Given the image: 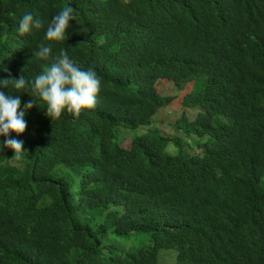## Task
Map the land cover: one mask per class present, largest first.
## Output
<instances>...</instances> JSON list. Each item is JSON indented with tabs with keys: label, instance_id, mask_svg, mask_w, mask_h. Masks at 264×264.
<instances>
[{
	"label": "trees",
	"instance_id": "16d2710c",
	"mask_svg": "<svg viewBox=\"0 0 264 264\" xmlns=\"http://www.w3.org/2000/svg\"><path fill=\"white\" fill-rule=\"evenodd\" d=\"M65 6L75 19L63 41L46 38ZM25 13L43 27L21 35ZM61 51L101 82L97 103L56 120L31 83ZM7 69V70H5ZM25 111L22 159L0 135V264H264V0H0V80ZM188 80L173 136L135 128ZM37 100L31 109L25 104ZM175 124V123H174ZM163 132V133H162ZM167 148H177L175 152ZM110 205V221L90 219ZM150 232L151 244L119 247L112 233Z\"/></svg>",
	"mask_w": 264,
	"mask_h": 264
},
{
	"label": "clouds",
	"instance_id": "9594fccd",
	"mask_svg": "<svg viewBox=\"0 0 264 264\" xmlns=\"http://www.w3.org/2000/svg\"><path fill=\"white\" fill-rule=\"evenodd\" d=\"M73 19V7H63L47 27L46 38L50 41H63L69 21ZM42 27V20L34 19L31 13H25L19 21L18 32L21 35L30 34L33 29L39 30ZM51 51V47L41 44L39 50L33 53L37 59L50 60L51 65L30 82L31 89L45 102L47 114L53 120H58L65 110L78 118L82 110L95 108L101 82L94 71L82 70L65 52L61 51L58 56L52 57ZM9 81H12V86L17 90L26 88V80L22 74L18 79L0 80V84L9 87ZM25 92L33 97L29 91ZM36 103L38 102L33 97L25 104V110L31 109ZM20 106L19 96L6 95L0 91V135L8 137L4 146L14 150L12 158L16 160L22 159L26 151L22 140L9 136L11 132L22 134L27 128L25 111H21Z\"/></svg>",
	"mask_w": 264,
	"mask_h": 264
},
{
	"label": "rangeland",
	"instance_id": "374dc122",
	"mask_svg": "<svg viewBox=\"0 0 264 264\" xmlns=\"http://www.w3.org/2000/svg\"><path fill=\"white\" fill-rule=\"evenodd\" d=\"M154 84L159 93L163 94L171 92L174 93L175 97H173L170 104L161 106L153 114L149 123L140 125L135 128L118 126L115 134V139H120V144L122 146H128L133 135L140 134L147 129H151L154 126L164 130L166 134H170L171 136L175 135L177 133V129L174 126L176 125V119L183 110L188 109V107L182 106L183 96L201 89L199 87L198 81H196L195 79L188 80L178 87H173V85L170 82H166L165 79H160ZM188 112L190 115H192L193 113L191 109H188ZM165 149L168 152L177 151V148L173 147L167 148L166 146ZM107 211H112V213H119L121 211V207L119 205H110V207L103 214H95L88 220L91 223H94L95 221H110L111 215H106ZM110 241L116 243L119 247H135L151 244L150 232L146 230L133 231L122 235H114L112 233H109V235L103 239V242ZM175 254V248H159L157 255V264H175Z\"/></svg>",
	"mask_w": 264,
	"mask_h": 264
}]
</instances>
